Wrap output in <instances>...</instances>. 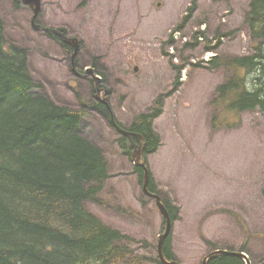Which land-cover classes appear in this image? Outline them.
<instances>
[{
	"label": "rangeland",
	"instance_id": "1",
	"mask_svg": "<svg viewBox=\"0 0 264 264\" xmlns=\"http://www.w3.org/2000/svg\"><path fill=\"white\" fill-rule=\"evenodd\" d=\"M42 6L41 29L32 26L34 12L12 0H0V19L8 41L29 54L33 92L89 113L84 134L103 149L109 178L87 205L128 236L117 241L127 251L111 264H164L165 223L121 147L127 135L97 106L106 98L125 125L160 109L153 123L161 145L143 158L163 201L178 208L168 242L180 264H201L211 247L238 248L245 233L247 253L258 264L264 258V113L245 112L232 127L214 125V101L229 71L210 64L214 56L253 53L249 0H43ZM45 28L81 35L79 68L99 78L75 74L55 39L60 35ZM94 83L107 88L101 98Z\"/></svg>",
	"mask_w": 264,
	"mask_h": 264
},
{
	"label": "trees",
	"instance_id": "2",
	"mask_svg": "<svg viewBox=\"0 0 264 264\" xmlns=\"http://www.w3.org/2000/svg\"><path fill=\"white\" fill-rule=\"evenodd\" d=\"M245 23L253 38V53L210 60L214 68L229 71L214 101L218 105L214 125L232 127L241 122L245 112L258 109L264 113V0H249ZM55 37L67 52L71 44L61 35ZM28 57L25 49L8 41L0 19V264H111L127 251L117 241L128 236L87 205L100 198L109 178L103 149L84 134L83 118L89 113L33 92L37 83ZM104 105L100 101L97 106L111 121V110ZM159 112L158 108L141 113L130 125L114 114L116 122L132 132L133 142L128 137L119 140L125 154L131 157L135 146L143 144L146 154L157 151L161 137L153 122ZM135 168L143 184L144 170ZM149 172L150 190L159 193ZM164 201L175 221L177 206ZM168 238L164 253L169 260L176 259ZM245 247L243 244L239 250L248 252ZM217 248L237 249L211 250ZM262 262L264 258L258 264ZM209 264L246 261L219 254Z\"/></svg>",
	"mask_w": 264,
	"mask_h": 264
},
{
	"label": "water",
	"instance_id": "3",
	"mask_svg": "<svg viewBox=\"0 0 264 264\" xmlns=\"http://www.w3.org/2000/svg\"><path fill=\"white\" fill-rule=\"evenodd\" d=\"M22 2H24L25 4L29 5L33 12H34V15H33V24L35 25V28L37 29H41V26L38 25V24H35V20L36 18H38L41 10H42V0H20ZM45 30L47 31H56L59 35H61L63 38H65V34L62 32V31H59V30H54L52 28H45ZM66 39V38H65ZM67 42V44H71L74 48V55H73V59H75L76 55L78 54V51H79V39L77 37H72L70 40L66 39L64 40ZM65 42V43H66ZM94 76L96 79L99 78L98 76H96L94 74V71L93 69H88L87 70V74H86V77L88 76ZM106 90V89H104ZM100 92V91H99ZM109 99H104L103 101L108 105L109 107ZM110 108V107H109ZM120 130L127 135L128 138H130V140L133 142L132 140V137H131V132L120 127ZM137 147L133 150L132 152V158L135 160L136 162V165L139 166V167H142L144 169V176H143V190L144 192L152 197V198H155L156 199V202H157V205L159 206V208L161 209L162 211V214L164 215L165 218H167L168 220V226H167V232L161 236V240H160V248H159V255H160V258H161V261L164 263V264H180L179 262H176V261H173V262H168L167 259L165 258L163 252H162V243H163V239L169 234V232L171 231V228H172V221L170 219V212H169V209L166 205V203L163 201V198L160 194L158 193H155V192H152L150 190V186H149V181H150V172L148 170V166H147V163L146 161L144 160L143 158V154H144V148H145V144L142 145V146H139V145H136ZM225 251H222L221 249L219 250H216L214 252H212L211 254H209L208 256L205 257L204 261H203V264H209V261L216 255L220 254V253H224ZM230 253V252H228ZM231 254H236L238 256H241V257H244L246 260H248L247 256L244 254V253H241L239 251L237 252H231ZM249 264V263H248Z\"/></svg>",
	"mask_w": 264,
	"mask_h": 264
},
{
	"label": "flooded vegetation",
	"instance_id": "4",
	"mask_svg": "<svg viewBox=\"0 0 264 264\" xmlns=\"http://www.w3.org/2000/svg\"><path fill=\"white\" fill-rule=\"evenodd\" d=\"M18 2L19 3V7H17V8H20L22 5L23 6H27V5H25V4H23L22 2H20V1H18V0H14V2ZM42 2H43V0H42ZM15 6H16V4H15ZM29 9H31L29 6H27ZM32 10V9H31ZM36 22H40L38 19H36ZM31 23L33 24V22H32V18H31ZM60 29H63V28H60ZM59 29V30H60ZM65 29V35H66V39H68V40H70L72 37H77V38H79V43H80V45H79V51H78V54L81 52V50H82V45H83V41H84V38L80 35H75V34H72V33H70V31L68 30V28H64ZM72 46V45H71ZM71 46H70V49H68V51H67V54H68V58H69V61L71 62V68H73L72 70H73V72L75 73V74H77L78 76H85L86 77V75H85V73H87V71L86 70H84V69H80L79 68V65H78V60H77V57L78 56H76V59H75V61H76V65H73V63H72V54H71ZM95 72L97 73V74H99L98 73V71L95 69ZM100 75V74H99ZM94 80V79H93ZM94 85H95V90H96V95H98V96H100V92H99V90L100 89H107V88H105L104 87V85H102L101 83L100 84H95L94 83ZM109 90V89H108ZM110 91V90H109ZM99 98H101V97H99ZM238 250H239V248H237ZM210 253V252H209ZM208 253V254H209ZM246 261V260H245ZM210 262V261H209ZM249 263V259L246 261V264H248Z\"/></svg>",
	"mask_w": 264,
	"mask_h": 264
},
{
	"label": "bare ground",
	"instance_id": "5",
	"mask_svg": "<svg viewBox=\"0 0 264 264\" xmlns=\"http://www.w3.org/2000/svg\"><path fill=\"white\" fill-rule=\"evenodd\" d=\"M71 54H72V57H73V55H74V51H72L71 52ZM74 65H76V61H75V59H74ZM17 95V94H16ZM97 97L99 98L100 96H98L97 95ZM102 103L103 104H105L104 106H108L103 100H102ZM109 108V107H108ZM110 109V108H109ZM111 110V109H110ZM110 119H111V121L113 120V122H112V124L116 127V128H118V129H120V125L116 122V119H115V117H114V112L111 110V114H110ZM146 155V153H145V148H144V154H143V156H145ZM145 161H146V159H145ZM147 163V162H146ZM147 166H148V164H147ZM108 168H109V164H108ZM144 170V169H143ZM148 170H149V167H148ZM150 171V170H149ZM144 176V175H143ZM150 182V181H149ZM97 199V198H96ZM170 219H171V221H172V216H171V213H170ZM164 223H165V231H164V233H162L160 236H162V235H164L166 232H167V226H168V220H167V218H165L164 219ZM108 224V223H107ZM110 225V224H109ZM170 233H171V231L169 232V234L163 239V243H162V252H163V254H164V256H165V258H166V255H165V253H164V250H163V245H164V242H165V240L169 237V235H170ZM222 251H225L224 253H220V254H227V255H235V256H238V255H236V254H231V252H237L238 251V249H236V250H227V249H221ZM228 252H230V253H228ZM244 252V254L247 256V258L249 259V264H253L252 263V261H251V257L249 256V254L247 253V252H245V251H243ZM219 255V254H218ZM113 257V256H112ZM167 259V261L168 262H173V261H176V262H179L177 259H171V260H169L168 258H166ZM260 264H264V262H262V263H260Z\"/></svg>",
	"mask_w": 264,
	"mask_h": 264
}]
</instances>
